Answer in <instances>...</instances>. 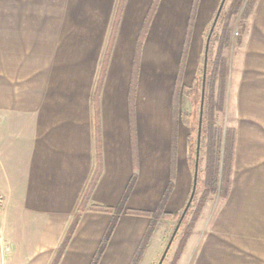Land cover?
<instances>
[{
  "label": "crops",
  "instance_id": "1",
  "mask_svg": "<svg viewBox=\"0 0 264 264\" xmlns=\"http://www.w3.org/2000/svg\"><path fill=\"white\" fill-rule=\"evenodd\" d=\"M152 3L61 0L23 9L21 0H0L4 264H52L77 215L57 264H90L113 216L90 207L118 206L132 175L98 264H129L149 217L126 210L153 211L169 183L163 211L183 209L216 0H158L140 38ZM237 35L230 32L213 84L234 132L228 193L203 203L174 264H264V0Z\"/></svg>",
  "mask_w": 264,
  "mask_h": 264
},
{
  "label": "trees",
  "instance_id": "2",
  "mask_svg": "<svg viewBox=\"0 0 264 264\" xmlns=\"http://www.w3.org/2000/svg\"><path fill=\"white\" fill-rule=\"evenodd\" d=\"M243 2V0H240ZM256 0H246L244 7L242 9V12L240 14V20L244 21L249 13L251 12L253 5ZM158 0H153V3L150 7V10L146 16L145 24L143 26L141 36L144 35V32L146 30V26L148 23V20L151 18ZM237 6V5H236ZM229 17L230 14H227L223 10L220 12L218 19L216 23H222V28L220 33L213 31L209 40V47H208V63H207V69H206V80H205V90H204V105H203V114H202V127H201V140L203 141V147H204V179L200 182V185L202 187L201 195L198 200L196 212L194 213V216L190 222V224L186 227V229L183 232V237L181 240V245L184 241V239L189 235V233L192 230L193 224L197 218L198 212L200 208L202 207L204 201L206 198L211 195L217 193L220 198H225L230 184V174H231V159H232V152H233V135L234 132L232 129L227 128L224 131V134L222 136V130L215 127L214 124V106L215 101L213 99V84L216 76L222 74L223 72V63L224 58L222 57V49L224 46L228 45L230 42V29H229ZM217 23V24H218ZM216 25V24H215ZM217 41V51L215 53V56L212 61L209 60L210 56V48L212 44ZM139 44H137V54L135 57V66H136V58L138 56V49ZM110 46V41H109ZM108 46V47H109ZM109 49V48H108ZM108 53V51H107ZM209 62H211V67H209ZM136 71V67L134 68V73ZM134 73H133V82H134ZM134 180V175H132L125 192L118 204V206L112 208V207H106V206H99V205H93L90 207L92 210L97 211H104V212H112L113 216L111 221L109 222L100 242L99 245L90 261V264H98L104 249L110 239V236L112 234V231L117 223L118 215L121 213L122 208L125 203V199L127 197V194L129 190L131 189L132 182ZM171 189V183H169L165 189V192L163 193V196L157 205V207L153 211H137V210H126L127 213L133 214V215H142L149 217V223L147 225L146 230L144 231L142 238L129 262V264H139L141 261L144 252L149 246V242L151 237L155 234V232L158 230L160 223L164 219H168L171 217L177 218L179 213L176 214H169L165 211H163L164 207V200L166 199L169 191ZM90 190L87 191L85 194L88 196ZM86 199V198H85ZM195 200V195L192 198L191 205L193 201ZM188 214V212L186 213ZM79 216H75L60 244V246L55 251V256L53 259L52 264H57L59 261L60 256L63 254L72 234L73 231L77 225ZM161 219V220H160ZM180 250V248H179ZM179 250L176 253V257L179 254ZM175 257V259H176Z\"/></svg>",
  "mask_w": 264,
  "mask_h": 264
},
{
  "label": "rangeland",
  "instance_id": "3",
  "mask_svg": "<svg viewBox=\"0 0 264 264\" xmlns=\"http://www.w3.org/2000/svg\"><path fill=\"white\" fill-rule=\"evenodd\" d=\"M21 2H22V4H21L22 7H26L23 9H30L32 7L40 9V8H43L46 6L57 7L60 5L61 0H21ZM219 2H220V0H216V4H215L216 8L212 12L210 20L208 22L207 29H206L205 34H204L205 42H206V38H207V35L209 32V28L211 26V23H212V20L214 18V15H215V12L217 10ZM245 2H246V0H243V2L240 0H225L223 7H222V10L224 12H226L227 14H230L228 25H229V29H230V32H231L233 39H236L238 37L237 32L239 33L240 28L242 27L243 24H245V20L244 21L240 20V14L242 12V9L244 7ZM217 23L215 25L217 28L214 26V29L215 28L216 29L215 30L213 29V31L217 32L216 30L220 29L218 32V33H220L221 28H222V23H218V24ZM25 29L26 28L23 27V31H25ZM27 29L29 30L30 28L27 27ZM28 30H26V33L29 32ZM30 33H33L32 30ZM204 49H205V45H204ZM215 51H216V45L212 44L211 53L209 56L210 61L213 60V58L215 56V54H214ZM202 59L203 60L201 61V68L203 69L204 54H203ZM207 63H208V51H207ZM210 63L211 62H209V67H211ZM206 69H207V65H206ZM201 79H202V72L200 73V76H199V85L197 86V91H196L197 95L200 94V96H201V87H202V85H200ZM219 94H220V92L218 91V89L216 90V92L214 91V94H213V99L216 103L214 106V109H215L214 110V124H215V127L222 130V136H223L224 131L227 128L223 124V121H224V117L222 114L223 102L221 101ZM200 96H199V102H197V105H196L195 109L193 110L192 121H191L189 161H190V170H191L192 176H193L195 152H196V146H197V130H198ZM203 105H204V101H203ZM202 114H203V112H202ZM201 127H202V119H201ZM203 152H204V147H203V141L201 140V132H200L199 154H198V165H197V179H196L195 192H194L195 200L193 201L192 205L190 203L188 210L186 211V213L188 212V214L185 213V216L183 217V219L179 225V228H178V230H177V232H176V234L172 240V243H171V245H170V247L166 253V256H165V258L161 264H174L176 253L178 251V248H176L177 244L179 243L180 240H182L181 238L183 237V232L186 229V227L190 224V222L194 216V213L196 212L198 200H199V197L201 195V190H202V187L198 181L201 182L204 179V172H203L204 155H203ZM211 198L212 199H219L220 196L217 193L211 194L206 198V200L211 199ZM181 211L177 212V213H179L177 218L171 217V218H168L165 221L160 223V226H159L158 230L156 231V235L154 238L155 241L152 244V247L149 250V253L145 257L142 264H157L161 254H162V252L166 246V243H167V241H168V239H169V237H170V235H171V233H172V231H173V229H174V227L178 221V218L180 216ZM199 212H200V210H199ZM199 212H198V214H199Z\"/></svg>",
  "mask_w": 264,
  "mask_h": 264
},
{
  "label": "water",
  "instance_id": "4",
  "mask_svg": "<svg viewBox=\"0 0 264 264\" xmlns=\"http://www.w3.org/2000/svg\"><path fill=\"white\" fill-rule=\"evenodd\" d=\"M225 0H220L217 10L215 12L214 18L212 20L211 26L209 28V32L206 38V42H205V49H204V61H203V69H202V79H201V96H200V107H199V118H198V130H197V146H196V152H195V161H194V170H193V179H192V187H191V191L189 194V197L187 199V202L184 206V208L182 209L180 216L178 218V221L166 243V246L157 262V264H161L166 256V253L172 243V240L179 228V225L183 219V217L185 216L186 211L188 210V207L192 201L194 192H195V185H196V179H197V165H198V154H199V139H200V130H201V119H202V112H203V101H204V90H205V79H206V65H207V51H208V45H209V40L212 34V31L214 29V26L216 24V21L218 19V16L222 10L223 4H224Z\"/></svg>",
  "mask_w": 264,
  "mask_h": 264
},
{
  "label": "built area",
  "instance_id": "5",
  "mask_svg": "<svg viewBox=\"0 0 264 264\" xmlns=\"http://www.w3.org/2000/svg\"><path fill=\"white\" fill-rule=\"evenodd\" d=\"M4 204V198L0 194V210L2 209ZM9 252V245L6 243L5 239L3 238L0 232V264H4L5 258Z\"/></svg>",
  "mask_w": 264,
  "mask_h": 264
}]
</instances>
